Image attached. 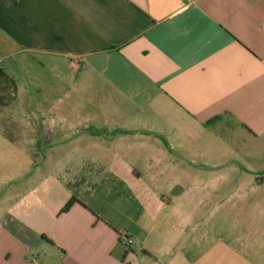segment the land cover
<instances>
[{
	"label": "crops",
	"instance_id": "crops-1",
	"mask_svg": "<svg viewBox=\"0 0 264 264\" xmlns=\"http://www.w3.org/2000/svg\"><path fill=\"white\" fill-rule=\"evenodd\" d=\"M0 180V264H264V0H0Z\"/></svg>",
	"mask_w": 264,
	"mask_h": 264
},
{
	"label": "trees",
	"instance_id": "trees-1",
	"mask_svg": "<svg viewBox=\"0 0 264 264\" xmlns=\"http://www.w3.org/2000/svg\"><path fill=\"white\" fill-rule=\"evenodd\" d=\"M76 201V199H73L67 206H66V208L64 209L65 211L66 210H68L71 206H72V204L74 203Z\"/></svg>",
	"mask_w": 264,
	"mask_h": 264
},
{
	"label": "built area",
	"instance_id": "built-area-1",
	"mask_svg": "<svg viewBox=\"0 0 264 264\" xmlns=\"http://www.w3.org/2000/svg\"><path fill=\"white\" fill-rule=\"evenodd\" d=\"M125 243H126V245H132L133 241L132 240H129V239H126L125 240Z\"/></svg>",
	"mask_w": 264,
	"mask_h": 264
},
{
	"label": "rangeland",
	"instance_id": "rangeland-1",
	"mask_svg": "<svg viewBox=\"0 0 264 264\" xmlns=\"http://www.w3.org/2000/svg\"><path fill=\"white\" fill-rule=\"evenodd\" d=\"M2 182V180H0Z\"/></svg>",
	"mask_w": 264,
	"mask_h": 264
}]
</instances>
